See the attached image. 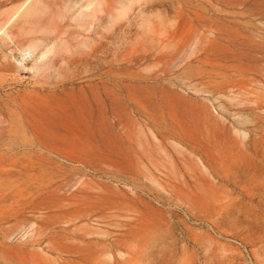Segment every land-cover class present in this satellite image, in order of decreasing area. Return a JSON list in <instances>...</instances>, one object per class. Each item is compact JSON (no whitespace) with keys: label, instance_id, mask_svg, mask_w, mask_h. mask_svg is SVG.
Returning a JSON list of instances; mask_svg holds the SVG:
<instances>
[{"label":"rangeland","instance_id":"obj_1","mask_svg":"<svg viewBox=\"0 0 264 264\" xmlns=\"http://www.w3.org/2000/svg\"><path fill=\"white\" fill-rule=\"evenodd\" d=\"M0 264H264V0H0Z\"/></svg>","mask_w":264,"mask_h":264}]
</instances>
